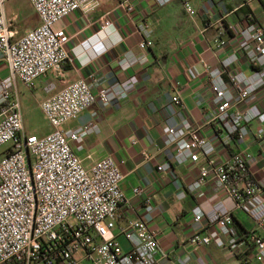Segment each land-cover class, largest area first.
Returning a JSON list of instances; mask_svg holds the SVG:
<instances>
[{
    "label": "built area",
    "instance_id": "1",
    "mask_svg": "<svg viewBox=\"0 0 264 264\" xmlns=\"http://www.w3.org/2000/svg\"><path fill=\"white\" fill-rule=\"evenodd\" d=\"M7 1L0 0V52L9 70L8 77L0 81V148L8 143L12 147L0 159V264H158L159 233L147 221L132 220L121 230L131 244L129 250L115 235L118 211L126 201L121 188L124 161L109 157L85 167L71 147V142L98 133L99 125L64 130L66 123L97 101L108 108L127 100L135 88L133 80L104 87L99 78L92 76L89 81L80 79L60 90L50 83L41 108L54 131L45 137L24 132L17 81L31 90L41 77L72 64L68 45L73 37L57 25L75 12L94 11L104 0H29L40 25L18 40L5 14ZM153 1L158 7L171 2ZM182 3L187 14L194 17L191 2ZM120 6L129 14L135 8L133 0H125ZM110 15L102 19L99 31L83 46L97 39L90 47L104 51L102 37L110 34L115 44L123 42ZM140 33L142 54L128 53L120 61L124 70L150 62L145 52L151 46V33L146 26L140 28ZM214 43L221 49L228 45L220 38ZM235 46L218 67L205 64L204 72L212 93L207 119L218 121L230 138L235 137L241 151L231 158L216 160V148L201 135L200 127L185 121L169 128L165 146L172 151V163L162 164L159 170L168 171L173 164H197L201 156L205 157L207 162L189 189L195 192L212 178L261 234L252 233L242 242L234 232L231 211L218 203L209 213L200 207L193 210L194 222L205 233L193 234L189 244L198 249L215 244L240 257L239 264H264L263 189L248 175L254 158L244 149L248 141L256 139L250 126L264 123V98L260 97L264 94V24L250 23L239 30ZM241 61L249 72L236 67ZM187 73L191 80L202 76L197 66L188 68ZM173 103L182 104L179 94L173 97ZM133 192L141 195L142 191L135 188ZM143 209L146 213L154 211L151 198L145 199ZM164 256L169 258L167 253Z\"/></svg>",
    "mask_w": 264,
    "mask_h": 264
},
{
    "label": "crops",
    "instance_id": "2",
    "mask_svg": "<svg viewBox=\"0 0 264 264\" xmlns=\"http://www.w3.org/2000/svg\"><path fill=\"white\" fill-rule=\"evenodd\" d=\"M123 1L104 0L94 11L88 14L75 12L57 25L73 37L68 51L74 61L63 65L60 71L41 77L31 90L17 81L24 132L45 137L54 131L41 108L48 97L45 88L50 83H55L60 90L80 79L89 81L92 76L99 78L104 87L133 80L135 88L127 100L115 102L108 108L97 101L77 119L64 125L65 131L99 125L98 133L71 142L73 151L85 167L109 157L117 162L124 161L121 188L126 201L118 211L115 235L124 249L129 250L131 244L121 230L128 222L140 218L159 233L158 264H239L240 257L228 249L218 248L215 244L198 249L188 242L193 234L205 233V229L194 222L193 210L200 207L209 213L218 203H224L231 211L235 220L234 232L242 242L245 243L252 233L261 234L247 214L237 209L228 192L212 178L195 192L189 189L207 159L201 156L197 164H173L168 171H160L159 167L166 162L172 163V151L165 146L169 128L179 127L185 121L200 127L201 135L216 148V160L231 158L241 151L235 137L230 138L218 121L207 119L212 93L204 65L218 67L220 61L235 49L239 30L250 23L264 24V0H189L196 13L194 17L187 14L181 0H171L164 7H158L153 0H133L135 8L130 14L120 6ZM109 13L123 42L115 44V38L110 34L108 38L102 37L106 46L104 51L90 47L98 42L97 39L91 41L92 45L83 46L96 35L102 19ZM5 14L15 40L40 25V18L29 0H8ZM142 26L151 33V46L145 52L150 62L124 70L120 61L128 53L142 54L139 48ZM216 38L226 41L227 47L218 48L214 43ZM191 66L201 69L202 76L198 80L190 79L187 69ZM236 67L249 72L243 61ZM8 75L7 64L0 52V81ZM177 94L181 97L180 106L173 103ZM260 97L264 98V94ZM27 100L33 105L32 114L38 113L49 125L42 134H39L41 126H28L29 114L24 103ZM250 128L256 139L244 145L254 158L248 172L262 187L264 198V123H253ZM11 147L8 146L4 155ZM135 188L141 189V195L134 194ZM146 198L152 199V213L143 209ZM165 253L169 258L164 256Z\"/></svg>",
    "mask_w": 264,
    "mask_h": 264
},
{
    "label": "rangeland",
    "instance_id": "3",
    "mask_svg": "<svg viewBox=\"0 0 264 264\" xmlns=\"http://www.w3.org/2000/svg\"><path fill=\"white\" fill-rule=\"evenodd\" d=\"M24 103L27 106V111L29 114V125L28 126L29 127H32L33 125H35L36 127L41 126V131L39 132V134H42L45 131H47L49 129V125L47 124V122L44 121L43 118L38 113L35 112L34 115L32 114V108H33L32 103L30 102L28 103V100L25 101ZM9 145H11V143H8L0 148V157L4 155V152L6 151Z\"/></svg>",
    "mask_w": 264,
    "mask_h": 264
},
{
    "label": "trees",
    "instance_id": "4",
    "mask_svg": "<svg viewBox=\"0 0 264 264\" xmlns=\"http://www.w3.org/2000/svg\"><path fill=\"white\" fill-rule=\"evenodd\" d=\"M181 2H182V0H181ZM248 175H249V173H248ZM250 176V175H249ZM251 177V176H250Z\"/></svg>",
    "mask_w": 264,
    "mask_h": 264
}]
</instances>
